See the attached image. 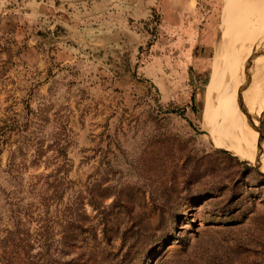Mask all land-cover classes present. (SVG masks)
<instances>
[{
	"label": "rangeland",
	"instance_id": "obj_1",
	"mask_svg": "<svg viewBox=\"0 0 264 264\" xmlns=\"http://www.w3.org/2000/svg\"><path fill=\"white\" fill-rule=\"evenodd\" d=\"M231 2L0 0V238L44 223L69 264H264V171L207 108Z\"/></svg>",
	"mask_w": 264,
	"mask_h": 264
},
{
	"label": "bare ground",
	"instance_id": "obj_2",
	"mask_svg": "<svg viewBox=\"0 0 264 264\" xmlns=\"http://www.w3.org/2000/svg\"><path fill=\"white\" fill-rule=\"evenodd\" d=\"M222 28L208 114L222 146L264 171V141L257 131L264 107V0H232Z\"/></svg>",
	"mask_w": 264,
	"mask_h": 264
},
{
	"label": "trees",
	"instance_id": "obj_3",
	"mask_svg": "<svg viewBox=\"0 0 264 264\" xmlns=\"http://www.w3.org/2000/svg\"><path fill=\"white\" fill-rule=\"evenodd\" d=\"M6 125L1 127L0 133V154L3 144L6 142ZM49 224H42L31 234L26 228L21 229L18 224L15 228L5 230V234L0 238V264H69L63 262L57 257L53 258L50 246L52 243L49 239ZM38 245L41 251L32 254V248ZM57 254H63L57 251Z\"/></svg>",
	"mask_w": 264,
	"mask_h": 264
}]
</instances>
